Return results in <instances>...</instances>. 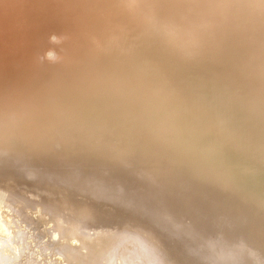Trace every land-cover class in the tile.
<instances>
[{"label":"clouds","instance_id":"obj_1","mask_svg":"<svg viewBox=\"0 0 264 264\" xmlns=\"http://www.w3.org/2000/svg\"><path fill=\"white\" fill-rule=\"evenodd\" d=\"M87 8L94 26L81 33L78 54L56 60L91 103L0 104V159L15 162L56 139L264 197V0H105ZM43 60L53 62L51 50ZM24 231L0 223V264H68L43 241L32 249Z\"/></svg>","mask_w":264,"mask_h":264},{"label":"rangeland","instance_id":"obj_2","mask_svg":"<svg viewBox=\"0 0 264 264\" xmlns=\"http://www.w3.org/2000/svg\"><path fill=\"white\" fill-rule=\"evenodd\" d=\"M75 1L0 0V96L3 99L2 87H6L4 90L15 94L21 87L25 88L23 82L29 85L30 83L42 84L45 81L47 88L42 89L37 95L52 93L53 85L50 86L49 83L54 78V75L50 74L54 70L50 69H55V65L58 66L61 63V60L57 61L56 57L76 55V52H70L72 51L69 48L70 45L66 44V42H73L75 36L72 34L81 30L76 21L81 23L82 19L75 20L78 14L73 11L74 8H78ZM53 34L65 35L69 39L61 44L50 43L48 38ZM48 50L53 53L54 63H49L50 67L53 65V68H48V62L43 60V54ZM14 59H23L25 62L21 63L22 65L17 64V68H12L13 65H10V62ZM39 61L48 66L45 68L48 69L47 73L50 76L41 70V75L38 73L39 76L29 82L26 78L39 71ZM28 66L31 68H27ZM23 69L29 70L32 74L26 76ZM46 78L51 81H46ZM56 80L59 82L55 93H64V89L72 83L69 74L65 79ZM19 92L23 94L22 90ZM19 92L17 91V94L12 97L13 101L15 98L18 99ZM37 95L34 92L29 94L32 97ZM34 151L35 149L25 152L29 156L23 153L26 156L20 155L16 162L6 160L5 162L4 159H0V206L17 209L15 212L10 210L5 213L0 208V223H10L13 228L22 226L25 230L24 240L31 241L32 249L39 248L40 242L43 241L45 247L53 249V254L61 255L68 264H253L252 259L244 256L245 253H243L251 250L254 253V259L259 264H264V230L260 228V225L254 224L257 220L253 218L256 212L244 213L239 206L241 210L238 211L245 215L242 219L236 210L226 214L229 218H225V215L215 217L216 220L211 216L203 218L201 205L198 208L197 198L188 197L186 200V195L181 196L180 193L178 195L174 182H164L170 187L162 185V188H166L167 195L158 196L159 200L156 195H153L152 189L147 187L149 186L147 181H153L147 179L150 173H146L145 170L139 173L138 168L133 170L123 162L124 165L119 163L117 167L107 170L105 162L111 158L94 152L88 159L91 162L96 161L93 163L97 164L95 167L90 163L82 162L83 160H66L67 158L60 160L57 156L48 155L46 158L41 156L36 159L33 158ZM23 157L28 160L25 161L26 165L21 167L24 165ZM103 165L105 168L102 167ZM139 175H143L145 181L139 180L141 179ZM191 187L193 186L189 185V189ZM206 189L210 203L211 195L214 193L209 187ZM203 191L206 190L203 189ZM214 195L217 196V194ZM167 197L169 199H166ZM170 199L171 203L168 202ZM166 201L168 205L166 206L170 207L167 210L163 204ZM180 204L187 207L189 204L195 205L193 208L195 213L193 214L192 210H187L185 207L183 209V206L180 212ZM174 208H179V211ZM172 209L176 210L178 218L175 216V211L173 214ZM199 213L200 215H197ZM233 214L236 216L235 221ZM190 216L192 219L189 218ZM261 218L264 219V217ZM219 219H222V222ZM231 219L234 221H232L234 226L228 223ZM218 222H224L223 225L226 228ZM227 227L231 229L228 228L226 231ZM53 232L57 233L56 241L51 240ZM239 234L242 235L241 238ZM237 236L239 239H236ZM247 239L249 241H245ZM71 240H75L76 243L71 244ZM232 240L239 241L243 248L248 247L240 252L242 254H234L233 251H236L239 242L235 246L234 242H230ZM4 243L5 238L0 235V250ZM54 264H60V262L54 261Z\"/></svg>","mask_w":264,"mask_h":264},{"label":"bare ground","instance_id":"obj_3","mask_svg":"<svg viewBox=\"0 0 264 264\" xmlns=\"http://www.w3.org/2000/svg\"><path fill=\"white\" fill-rule=\"evenodd\" d=\"M43 1V0H42ZM43 3V2H42ZM43 7H45V6H43ZM41 9H44L45 10V8H41ZM50 10V9H49ZM13 18V17H12ZM12 18L10 19V20H12ZM52 20V19H51ZM53 22V21H52ZM9 24V23H8ZM67 32V31H66ZM10 36H11V34H10ZM29 36V35H28ZM14 37V36H13ZM9 38V37H8ZM78 42L75 44V45H73V47H72V52H76V54H77V51H76V46L79 44V43H81V40H80V38L77 40ZM63 43V42H62ZM25 49V48H24ZM28 52V51H27ZM64 52V51H63ZM61 54V53H60ZM62 56V55H61ZM40 60V59H39ZM63 60H61V63H60V65H63V62H62ZM60 62V61H59ZM54 63V62H53ZM58 63V62H57ZM44 62H40L39 61V71H43V73L44 74H48L47 72H49V71H47L48 69H46L45 68V66H47L46 64H44ZM48 65H49V62H48ZM52 65V64H51ZM38 66V65H37ZM53 66V65H52ZM51 66V67H52ZM48 67V66H47ZM50 67V65H49V67L48 68H51ZM53 68V67H52ZM57 68V70H55ZM55 69H50L51 71H53L54 70V72L53 73H50L51 75L53 74L54 75V78H52V81H51V79L50 80H48L47 78H46V81H48V82H50L49 84H50V86L51 85H53V83L54 82H59V81H57L56 79H65V77L68 75V73L65 71V69H63V70H61L60 69V66L58 65L57 67H56V65H55ZM219 70V69H218ZM41 71V72H42ZM39 73V72H38ZM40 75H41V73H40ZM49 75V74H48ZM50 76V75H49ZM47 77V76H46ZM41 78V77H40ZM56 78V79H55ZM42 81H44V79L42 80ZM10 87V86H9ZM8 87V88H9ZM6 87H2V89H3V91H2V89H1V91H2V95H3V97H4V99L0 96V104H3L4 102H6V101H13L12 100V97L14 96V95H16L17 93V91L19 92V90H21L22 89V87L20 88V89H18L16 92H15V94H12L9 90H4ZM24 88V87H23ZM23 90H25V89H23ZM67 90V91H66ZM10 92V95L8 94ZM8 94V95H7ZM9 96V97H7V96ZM12 95V96H11ZM37 95V94H36ZM11 96V97H10ZM17 97H18V99L17 98H15V100H20V101H33V102H48V103H59V104H63V105H68V106H73V107H75V106H78V105H87V104H89V103H91L90 101H87V100H84V99H82L80 96H78V94L76 93V91H75V89H74V86H73V84L72 83H70L67 87H66V89H64V93H45V94H38L36 97H32V96H29V95H22L21 94V92H19L18 93V95H17ZM14 100V101H15ZM30 151H32V150H30ZM27 153V152H26ZM26 153H24V154H26ZM30 153V152H29ZM24 154H22V156H26V155H24ZM36 154V155H35ZM91 154H92V152H90V151H88V150H86V149H84V148H82V147H80V146H78V145H67V144H65V143H63L62 141H60V140H56V139H54V140H51V141H49L48 143H46L43 147H39V148H36L35 149V151H34V153H33V158L35 157L36 159H39L41 156H44L45 158L46 157H48V155L49 156H57V159H60V160H62V158H67L66 160H83L82 162H86V163H90V164H92L94 167L95 166H97V164H93V163H96V161L94 160V162H91V161H89V159L91 158ZM27 156H29V155H27ZM90 157V158H89ZM24 159H23V161H24V163L23 162H20V163H23L24 165L23 166H21V167H24L25 165H26V163H25V161H27L28 159L26 158V157H23ZM89 158V159H88ZM21 159V158H20ZM26 159V160H25ZM5 161V160H4ZM6 162V161H5ZM16 162V161H15ZM124 163V164H126V165H128V167H130V168H132L133 170H137V168H138V172L140 173V172H142V170H145L146 171V173H150L149 175H147L148 177H147V179H151L153 182H148L147 181V185H149V186H147V187H149L150 189H152L151 191L153 192V195H156L157 196V198L159 199V197L158 196H160L161 197V195H165L166 193H167V191H165V189L164 188H162L163 186V184H165V185H168V184H166V183H169V182H174V184L176 185L175 186V188H177V190H176V192L178 193V195H179V193H180V195L181 196H183V195H186V200L188 199V197H196L197 198V201H198V208H200L201 207V215L203 214V215H205V217L202 215V217L203 218H207L206 216H208V218H209V216H211V218H213L214 217V220H216L215 219V217H220L221 215L223 216V215H225V218L226 217H228V216H226V214L227 213H229L230 211L232 212V210H236V211H238V210H241L240 209V207L242 208V211L244 212V213H248V214H253L252 212H256L257 214L255 215V216H253V218L255 217V219H259L260 221H257V220H255L254 221V224H257V225H260L261 227L260 228H262L263 230H264V219L263 218H261V217H264V204H261L260 203V200L262 199V198H264V197H262L261 196V194L259 193V192H257V194H256V197L255 198H248V197H245V196H242V195H239V194H235V193H230V192H226V191H222L218 186H216V185H214V184H211V183H206V182H200V181H189V180H187L186 178H184V177H181V176H164V175H161V174H159V173H156V172H154V171H152V170H150V169H148V168H145V167H142V166H140L139 164H136V163H134V162H132V161H129V160H124V159H120V160H117V159H110V160H107L106 162H105V166H107L106 168H105V166L103 165L102 167L103 168H105V169H107V170H111L113 167H117L118 165H119V163L121 164V163ZM122 163V164H123ZM13 164V163H12ZM28 164V163H27ZM99 164V163H98ZM123 164V165H124ZM7 165H9L8 164V162H7ZM65 165V164H64ZM40 166V165H39ZM44 166V165H43ZM42 166V167H43ZM18 167V166H17ZM30 167H32V165L30 166ZM35 167V166H34ZM52 167V166H51ZM62 167V166H61ZM4 168V167H3ZM26 168V167H25ZM28 168V167H27ZM26 168V169H27ZM48 168V167H47ZM63 168V167H62ZM68 168V167H67ZM17 169V168H16ZM19 169V168H18ZM34 169V168H33ZM51 169V168H50ZM34 170H37L36 168L34 169ZM52 170V169H51ZM83 170V169H82ZM39 171V170H38ZM103 171V170H102ZM12 172V171H11ZM24 173V172H23ZM22 173V174H23ZM30 173V172H29ZM32 173V172H31ZM36 173V172H35ZM34 173V174H35ZM39 173V172H38ZM10 176V175H9ZM30 176V175H29ZM139 177L141 178V179H139V180H141L142 182L143 181H145V178L143 177V175H139ZM143 178V179H142ZM154 178V179H153ZM170 179H172V181L170 180ZM28 180V179H27ZM34 181V180H33ZM164 182H166V183H164ZM37 183V182H36ZM98 183V182H97ZM44 184V183H43ZM96 184V183H95ZM173 184V183H172ZM173 184V185H174ZM99 185V184H98ZM189 185H192L193 187H191V189H189ZM207 185V187H209L210 189H211V192L212 193H214V194H217V196H215L214 194H210L211 196H212V201L209 203L208 202V197H207V187H205ZM93 186V185H92ZM143 186V185H142ZM154 186H160V187H154ZM169 186V185H168ZM90 187V186H89ZM107 187V186H106ZM166 187V186H165ZM170 187V186H169ZM168 187V188H169ZM174 188V189H175ZM203 189L204 190H206V191H203ZM155 190V191H154ZM130 191V190H129ZM157 191V192H156ZM170 191V190H169ZM168 191V192H169ZM172 191V190H171ZM174 191V190H173ZM172 191V192H173ZM200 191H203V192H201L200 193ZM112 192V191H111ZM222 193L221 195L219 194V193ZM200 193V194H199ZM112 194V193H111ZM173 194V193H172ZM120 195V194H119ZM167 195V194H166ZM222 196H224L223 198H222ZM154 197V196H153ZM233 197H235V198H233ZM129 198V197H128ZM177 198V197H176ZM124 199V198H123ZM166 199H169L168 197L166 198ZM194 199V198H193ZM134 200V199H133ZM160 200V199H159ZM161 200H163V198H161ZM185 200V199H184ZM158 201V200H157ZM170 201V202H169ZM163 202H164V200H163ZM168 202L169 203H171L172 201H171V199L170 200H168ZM184 202V201H183ZM190 202V201H189ZM191 202H193V200L191 201ZM196 202V201H195ZM161 203V202H160ZM166 203V204H165ZM165 203H163L165 206L167 205V201L165 202ZM174 203V202H173ZM192 204V203H191ZM196 204V203H195ZM172 205V204H171ZM176 205V204H175ZM175 205H174V207H175ZM181 205V204H180ZM201 205V206H200ZM168 206V205H167ZM165 207L166 208V210H167V208H169L170 209V207ZM170 206V205H169ZM182 206L183 205H181V207H180V212H181V209H182ZM195 205H190L189 204V206L187 207V206H183V209H184V207L185 208H187V210L188 209H190V211L194 214L195 212L193 211V208H195L194 207ZM200 206V207H199ZM240 206V207H239ZM176 207H178L177 205H176ZM197 207V206H196ZM133 208V207H132ZM135 208V207H134ZM174 209H176V208H174ZM182 209V210H183ZM177 211H179V208L178 209H176ZM176 210H173L172 209V212H173V214H174V211H175V216H176ZM186 210V211H187ZM195 210V209H194ZM248 210H250L249 212H248ZM170 211V210H169ZM198 211H200V210H198ZM198 211H196V212H198ZM84 212V211H83ZM189 211H187V213H188ZM243 212L242 213H240L239 211H238V213L240 214V216H241V219L245 216L244 214H243ZM225 213V214H224ZM233 213H234V211H233ZM188 214H190L191 215V213H188ZM231 214V213H230ZM166 215V214H165ZM185 215V214H184ZM197 215H200V213L199 214H197ZM234 215V214H233ZM238 215V214H237ZM178 216V215H177ZM176 216V218H178ZM194 216V215H193ZM221 216V217H222ZM235 216V215H234ZM239 216V215H238ZM188 217V216H187ZM201 217V216H200ZM189 218H191V216L189 217ZM194 218H195V216H194ZM224 218V219H225ZM229 218V217H228ZM227 218V219H228ZM230 218H232V216H230ZM236 218V216L233 218V220ZM240 218V217H239ZM192 219V218H191ZM223 219V218H222ZM221 219V220H222ZM223 219V220H224ZM226 219V220H227ZM218 220V219H217ZM220 219H219V221L220 222H222ZM232 219H231V221L230 222H228V223H230L231 225H233L232 223L235 221H233ZM179 221V220H178ZM203 221V220H202ZM233 221V222H232ZM241 221V220H240ZM239 221V222H240ZM181 222V221H180ZM205 222V221H204ZM227 222H225V223H227ZM237 222H238V219H237ZM237 222H235V223H237ZM184 223V222H183ZM219 223V222H218ZM187 224V223H186ZM216 224V223H215ZM219 224H224V222L223 223H219ZM230 224H229V226H230ZM227 226H228V224H226ZM236 225V224H235ZM239 225V224H238ZM238 225H236V226H238ZM219 226V225H218ZM234 226V225H233ZM240 226V225H239ZM256 226V225H255ZM192 227V226H191ZM217 227V226H216ZM223 227L224 228H226V226L225 225H223ZM232 227V226H231ZM231 227L229 228V227H227V230L226 231H228V228L229 229H231ZM189 228H190V226H189ZM220 228V227H219ZM191 229V228H190ZM248 229V228H247ZM262 229H261V232H263L262 231ZM199 230V229H198ZM249 230V229H248ZM185 231H186V229H185ZM189 231V230H188ZM193 231V230H192ZM195 231V230H194ZM202 231H204V230H202ZM196 232V231H195ZM194 232V233H195ZM199 232V231H198ZM197 232V233H198ZM260 232V231H259ZM260 232V233H261ZM188 233V232H187ZM197 233H195V234H197ZM227 233V232H226ZM229 233H230V231H229ZM229 233H228V235H229ZM255 233V232H254ZM200 234V233H199ZM199 234H197V235H199ZM244 234V233H243ZM257 234V233H256ZM262 234V233H261ZM191 235V234H190ZM200 235H202V234H200ZM204 235H206V234H204ZM203 235V236H204ZM240 235V234H239ZM258 235H260V234H258ZM263 235V234H262ZM203 236H200L201 238H203ZM229 236H231V235H229ZM241 236L242 235H240L239 237L241 238ZM187 237V236H186ZM232 237V236H231ZM247 237V236H246ZM233 238H235V237H233ZM238 238V236L236 237V239ZM260 238V237H259ZM200 239V238H199ZM239 239V238H238ZM261 239V238H260ZM240 241H242V239H240ZM243 241H244V239H243ZM245 241H249L248 239L247 240H245ZM221 242V241H220ZM230 242H234V244L233 245H235L237 242H239V241H230ZM257 242V241H256ZM189 243V242H188ZM248 243H250V242H248ZM258 243V242H257ZM229 244H232V243H229ZM238 244V243H237ZM241 243L239 242V244L238 245H240ZM256 244V243H255ZM232 245V246H233ZM237 245V246H238ZM252 245H254V243L252 242ZM236 246V245H235ZM234 246V247H235ZM256 246H257V244H256ZM256 246H252L253 248L254 247H256ZM248 247V246H247ZM247 247H244V248H247ZM259 247V246H258ZM257 248V247H256ZM255 248V249H256ZM260 248V247H259ZM258 249V248H257ZM221 250V249H220ZM219 250V251H220ZM223 250V249H222ZM232 250H233V247H232ZM253 250V252H254V249H252ZM261 250V249H260ZM259 250V252H261ZM251 251V250H250ZM234 253L236 252V251H233ZM243 252V251H242ZM252 252V251H251ZM219 253H221V251L219 252ZM243 253H245L244 254V256H248V255H246V253H247V250H246V252H243ZM257 253V252H256ZM240 254H242V253H240ZM260 253H258V255H259ZM243 256V257H244ZM255 257H257L256 255H255ZM242 258V257H241ZM246 258V257H245ZM243 259V258H242ZM244 262H245V260H243ZM240 262V261H239Z\"/></svg>","mask_w":264,"mask_h":264},{"label":"water","instance_id":"obj_4","mask_svg":"<svg viewBox=\"0 0 264 264\" xmlns=\"http://www.w3.org/2000/svg\"><path fill=\"white\" fill-rule=\"evenodd\" d=\"M103 2H105V0H76V1L74 2V3L78 6L77 9H76V8L73 9V11H76L77 14H78V16H75V20H77V18H81V19H82V22L79 23L78 20L76 21V24H79V26L81 27V30L76 31L77 34H76V33H73V34H72V35L75 36V37H73V42H69V43L66 42L67 45H68V44L70 45L69 48H71V50H72L73 45H75V44L78 42L77 40L80 38L81 33L90 30V29L94 26V19H93V16H92L91 13L89 12L87 6H88V5H91V4H93V3H103ZM54 25H56V24H54ZM72 51H73V50H72ZM72 51H70V52H72ZM74 53H75V52H74ZM23 62H25L23 59H17V60L14 59L12 62H10V65H13L12 68H17L16 65H17V64L22 65L21 63H23ZM30 62H31V60H30ZM7 63H8V61H7ZM8 64H9V63H8ZM8 64H7V65H8ZM58 65H60V64H58ZM25 66H26V65H25ZM56 67H57V66H56ZM27 68H31V66H28ZM39 68H40V67H39ZM18 69H19V68H18ZM60 69H61V70L64 69L63 65H60ZM20 70H21V69H20ZM23 72L26 74V76L29 75V74H32V72H30L29 70H24V69H23ZM38 72H39V74L42 73L41 71H36V72H34L33 76L30 75V76H32V77L27 76L26 79H28L29 82H30V80H34L35 78H37V77L39 76ZM18 81H20V80H18ZM22 84L25 86V88H22V89H21V90L23 91V94H24V95H29V94H31L32 92H34L35 94H37V93H39L42 89L47 88V87H46V83H45V81H44L42 84H31V83H30V84L28 85L26 82H23ZM23 89H25V90H23ZM23 94H22V95H23Z\"/></svg>","mask_w":264,"mask_h":264}]
</instances>
